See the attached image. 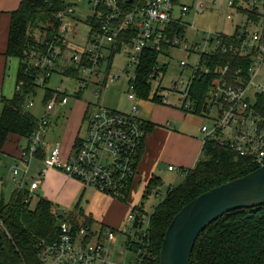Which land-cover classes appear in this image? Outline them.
<instances>
[{
  "label": "built area",
  "instance_id": "built-area-1",
  "mask_svg": "<svg viewBox=\"0 0 264 264\" xmlns=\"http://www.w3.org/2000/svg\"><path fill=\"white\" fill-rule=\"evenodd\" d=\"M80 0H65L66 8L56 15L59 21V30L50 42L43 37L40 42L45 49H34L31 65L39 69L36 77V88H47L51 78L57 72L56 66L64 61L68 64L81 65L79 76H67L69 80L80 82L79 90L83 92L88 87V80L92 75H98V67L102 65L104 48L117 43L120 35L132 30L134 36L130 48V64L138 65L141 53L146 50H155L163 53L179 48L182 43L180 37L168 36L170 24L179 22L187 24L183 17L191 12L204 14L208 3L204 0H193L191 5L181 4L180 16H175V0H145V6L135 7L134 11L125 13V8L119 0H89L94 8L93 16L98 20V29L90 33L85 48L67 59L64 51L69 47L76 6ZM227 8L233 10L228 19L233 21L239 17L241 23L230 34L208 33L205 46L200 51L198 45L185 43L184 51L198 54V64L194 68L193 76L186 82H175V91L183 97V108L190 113H198L196 102L190 97V90L194 76L198 73L212 75L204 109L201 112L208 114L213 122L211 126L205 124L201 128L204 146L211 140H217L219 145L226 147L239 156L251 159L260 167L264 165V118L256 110L258 97H264V86L256 81L261 69L264 68V0H229ZM257 18V19H256ZM256 19V20H255ZM168 49V50H167ZM231 54L250 58L249 74L244 75V69L233 70L231 63L217 64L213 68L203 66L204 57L215 58L217 53ZM162 55V54H161ZM182 68L187 62L182 61ZM202 65V66H201ZM97 67V68H96ZM163 68L158 66L151 74V84L154 79L164 76ZM88 77L82 79L81 77ZM119 75L110 74L109 82L119 80ZM136 75L131 79L128 98L133 102L130 114L110 110L102 105L89 104V111L85 117L84 129L79 134V141L67 159H63L60 147L56 145L49 150L43 160V168L37 179L31 184L30 191H35L39 181L51 169L62 171L68 177L76 179L87 187L108 194L118 201H124L128 188L137 176V164L146 137L144 123L139 118L140 97L136 93ZM48 81V82H47ZM18 84L16 91L21 89ZM108 86V84H106ZM53 95L45 105L43 116L39 119L38 129L31 137L30 145L23 151L24 167H15V180L23 174L27 176L30 163L40 149L46 146L45 134L51 123V115L60 103H68L66 88L52 90ZM157 94V93H156ZM158 95V94H157ZM98 97L99 93L95 92ZM159 96V95H158ZM2 94L0 93V107ZM165 103L166 99L162 98ZM35 104L29 101L25 110L33 108ZM91 110V111H90ZM214 111V114L211 112ZM170 167V170H174ZM55 214L60 213L53 207ZM138 207L130 206L126 225L120 231L123 235L127 229L133 228L138 218ZM144 222V235L149 227V220ZM61 232L59 240L55 242L42 241L39 245V258L42 264H115L106 260L108 245L115 241V232H103V241L88 239L89 229L81 227L75 230L71 222L59 225ZM137 240L140 236L135 233ZM138 256H136L137 258ZM137 260V259H136ZM136 264V262L134 263Z\"/></svg>",
  "mask_w": 264,
  "mask_h": 264
},
{
  "label": "trees",
  "instance_id": "trees-1",
  "mask_svg": "<svg viewBox=\"0 0 264 264\" xmlns=\"http://www.w3.org/2000/svg\"><path fill=\"white\" fill-rule=\"evenodd\" d=\"M119 1L124 6L126 14L134 11L135 7L145 6L146 3L145 0ZM175 3H181V0H175ZM65 8V0H22L18 10L11 13L7 56L21 60L17 85L22 83V86L12 99H2L0 154L3 153L10 136L27 140V146L23 149L25 151L30 145L32 135L38 129L39 119L25 110L26 104L31 100L29 98L37 92L35 82L39 71L31 65L29 59L34 49H45V45L40 42L43 37L50 42L57 35L59 21L56 15ZM89 23L92 34L98 29L97 17L91 16ZM133 36L134 33L130 29L120 35L109 59L110 63L115 52H121L129 45ZM168 36L184 38L186 25L179 22L170 24ZM161 54L146 49L140 55L135 80V91L140 99L162 103L157 94L152 95L150 83L151 74L159 66ZM201 63L211 68L217 64L231 63L233 70L243 68L244 75L247 76L251 59L219 52L215 58L204 57ZM80 66L70 63L64 67L62 74L77 78ZM212 80V75L198 73L194 76L190 97L196 102L198 113L204 109ZM82 94L83 92L78 93L77 97L81 98ZM52 95V89L47 87L44 105ZM256 110L264 118L263 96L258 97ZM143 127L146 132L151 129L146 123ZM78 141L79 136L75 145ZM203 154V159L188 172L185 182L170 189L166 199L155 207L149 217V227L145 235L142 230L145 225L143 222L145 212L143 206L138 207L139 214L134 229L140 239L138 242H132V246L129 245L131 242L128 244L138 256L136 264H160V252L167 229L185 205L215 187L260 168L251 159L241 157L234 151L220 146L217 140L209 141L204 146ZM37 155L45 158L46 152L40 149ZM157 186L159 183L153 180L148 187V193ZM129 188L124 202L128 199ZM32 203L33 197L28 189H18L13 192L8 202L1 201L0 264H42L38 252L39 245L42 241L51 243L59 240L61 234L59 225L63 222H71L77 231L81 227H87L88 239L96 238V232L93 230L95 221L86 216L83 210L76 214L58 215L53 212V203L44 198L39 199L35 207ZM97 240L103 241V236ZM191 264H264V205L230 212L209 226L195 244Z\"/></svg>",
  "mask_w": 264,
  "mask_h": 264
},
{
  "label": "crops",
  "instance_id": "crops-1",
  "mask_svg": "<svg viewBox=\"0 0 264 264\" xmlns=\"http://www.w3.org/2000/svg\"><path fill=\"white\" fill-rule=\"evenodd\" d=\"M21 2L22 0H0V93L3 98L6 99H12L16 93L18 74L21 65L20 59L7 56L11 13L18 10ZM74 48H78V43L74 39H71L67 50L69 51ZM65 57L67 59L71 58V56L68 57L66 55ZM67 62L69 61H61V63L56 66V71H63L64 67L69 65ZM157 94L159 95L157 96L161 98V101L162 98L166 99L164 104L163 102L159 103L153 100L143 99L139 102V118L144 124L146 123L151 126V129L146 132L147 134L138 159L137 176L130 185L126 202L118 201L108 194L97 191L92 187H87L80 181L74 180L62 171L56 169L49 170L39 181L38 188L35 191H30L31 184L37 179L43 168L44 158L36 155L35 160L30 163L29 174L27 176L21 174L17 180L13 177V182L8 190V186H5L3 177L0 178V203L2 200L8 202L13 192L16 190L28 189L32 194L33 202L35 200L38 202L39 199L44 198L53 203L54 207L56 205L59 207L60 205H64L65 207H62L65 209L76 208L79 212V210H82L80 201L84 198L87 189L91 188L94 194L92 195V200L88 201L89 210H83V212L86 216L95 221L93 230L97 235L95 238L96 241L101 237V233L115 231V241L112 242L111 245H108L106 252V260L109 261L110 248L118 242L116 233H120L123 229L130 206H143L145 219L147 216L145 204L152 192L158 195L157 192L159 191H157V189L158 187L161 188L165 181H169L171 184L170 189L178 187L177 185L181 186L186 179L183 181L181 176L185 174L178 173L180 172L178 170L183 169L188 175V172L200 161V155L203 153L204 142L201 133L202 127H198L197 129L191 127L190 123L193 122V118L190 115L180 108L165 107L166 105L169 106L167 96H161L158 91ZM142 101H149L152 105L148 103L147 106L142 108L143 106L141 107L140 105ZM77 114L79 117V112ZM191 114L193 115L194 113ZM197 114L199 113H196V115ZM42 116L43 114H41V117ZM41 117L37 116L38 119ZM52 122L51 118L50 126ZM84 123L85 118L82 122L81 130L78 132L79 134L84 129ZM203 125L205 124H202V126ZM77 131L76 128H72L70 131L69 129L67 130L68 134H66V139L68 140L72 134L70 141L73 142L72 145L70 144L68 147V149L71 147L70 153L67 156H63L65 153L63 152L64 148H62V142L56 141L57 144L55 143L54 145L49 143V135L53 133V131L48 133V127L45 134L46 146L43 150L47 154L49 150L58 145L60 147L61 157L63 156L65 157L64 159H67L73 151L79 136ZM74 134L75 138L73 139ZM21 142L22 139L20 137L10 136L4 147L3 153L0 154V167L2 165L4 168L12 166V173L15 167H20L22 165L24 167L22 151L26 148L27 144L23 147ZM170 167H174L175 169L170 170ZM1 176H3V174H1ZM153 180L159 183V186L148 193V187ZM173 183L176 184V186H173ZM82 187H84L83 190ZM33 207H35V205H33ZM96 226L99 228L95 229L94 227ZM105 228H108V230Z\"/></svg>",
  "mask_w": 264,
  "mask_h": 264
},
{
  "label": "rangeland",
  "instance_id": "rangeland-1",
  "mask_svg": "<svg viewBox=\"0 0 264 264\" xmlns=\"http://www.w3.org/2000/svg\"><path fill=\"white\" fill-rule=\"evenodd\" d=\"M204 1L208 3V9L204 14H195L194 12H191L187 16L183 17V20L187 24H189L186 25V36L184 38H181L182 43L179 48H174L170 51L162 53L159 61V66L164 69V76L152 81V95L156 94L158 91L161 96H167L169 106L166 105L165 107L180 108L182 111L186 112L193 118V122L190 123V125L195 129H197L198 127L201 128L202 124L211 126L213 122L208 118V114H205V112H200L197 115H192L191 113H188L186 110H184V99L175 91L176 85L174 83H186L192 77L194 68L198 64L199 60L198 54H190L189 57V53L184 51L185 43L188 42L190 45H198L201 51L205 46V40L208 38V33L230 34L235 30L236 25L241 23V19L239 17H235L233 21L227 18L229 14H234L233 10L227 8V3L229 0ZM192 3L193 0H181V3L176 4L175 16H180L181 4L191 5ZM75 9V16L77 18V21L73 23V26L71 27V31L69 33L70 35H68L67 38L68 45H70L71 39H74L78 43V48L70 49L69 51L66 49L64 51V54L68 57L76 53H80L85 48L90 33V25L88 23V19L93 16L94 13L93 5L89 2V0H80ZM37 36L39 37V33H37ZM113 48L111 45H106V47L104 48V58L102 60V65L98 67L99 73L97 76L92 75V77L89 78L88 87L83 90L81 98H78L75 95V93L79 90L80 82L69 80L67 76H64L62 74V71H57L47 85V87L52 90H56L58 88H66L68 104L60 103L56 106L54 112L51 115L53 122L52 125L49 126L48 132L51 133L53 131V133L49 135L50 144L54 145L56 141L63 143L62 148H64L63 152L65 153V155L63 154V156H67L70 153L71 147L69 149L68 147L70 146V144L72 145L73 142L70 141L72 134L68 140L66 139V134H68L67 130L69 129L70 131L72 128H76L78 130L77 134H79L78 132H80L81 130L82 122L88 111L89 104L102 105L110 110H117L126 114H130L132 111L133 102L129 100L128 94L131 85L130 81L136 75L137 66L135 64H130V48L126 47L122 49L121 52H115L114 59L112 63H110L109 59L113 53ZM182 61L187 62L186 68L181 67L180 63ZM110 74L119 75L120 79L115 81L114 83H111L109 82ZM81 78L88 79V77H85V75ZM256 81L264 86V68L261 69ZM106 84H108V86H106ZM95 92L99 93L98 97L95 96ZM45 93L46 88L38 89L36 94L29 98L31 99L30 101L35 104V106L33 108H29L27 111L35 117H41V114L44 113ZM141 103V107L143 106L142 108H144L145 106H147L149 101H142ZM149 104H151V102ZM1 108L2 101L0 110ZM78 112L79 117L77 114ZM214 113V111L211 112V114ZM74 138L75 134L73 136V139ZM21 144L23 147H25L27 144V140H22ZM203 157L204 154L201 153L200 160L203 159ZM64 158L65 157H63V159ZM33 160H35V158ZM20 167H23V165ZM12 169V166H7L6 168H4L2 165L0 167V178L3 177L5 186H8L7 190L9 189V186L12 184V180L14 179ZM178 171H180L178 173L185 174L184 176H181L184 181L187 178V173L183 169H180ZM1 174H3V176H1ZM170 186L171 184L169 183V181H165L161 188L158 187V195L155 193L153 194L152 192V194L148 197V200L145 204V209L147 211V216L145 217L146 221L149 220V217L154 208L166 199L167 192L171 188ZM173 186H176V184L173 183ZM83 189L84 187H82V190ZM93 194V190L91 188H88L84 198L80 201L82 210H89L88 201L92 200ZM36 203L37 200L33 202V205H36ZM62 206L64 205H60V207L58 205L55 206L60 213H63L64 210L68 215L78 213L76 208L65 209ZM94 228L96 229L99 227L96 226ZM105 229L108 230V228ZM142 230H144V228ZM127 231L128 233L126 235H123L122 233H116L118 242L117 244L112 245L110 248L109 262L115 264H134L136 262V255L133 249L129 247V245L132 246V242L137 241L135 235L137 231L133 228H129L127 229ZM129 237L131 238V240H129ZM130 242L131 244H129Z\"/></svg>",
  "mask_w": 264,
  "mask_h": 264
},
{
  "label": "water",
  "instance_id": "water-1",
  "mask_svg": "<svg viewBox=\"0 0 264 264\" xmlns=\"http://www.w3.org/2000/svg\"><path fill=\"white\" fill-rule=\"evenodd\" d=\"M262 205L264 165L203 193L185 205L167 229L161 247L160 264H191L195 244L209 226L230 212Z\"/></svg>",
  "mask_w": 264,
  "mask_h": 264
}]
</instances>
